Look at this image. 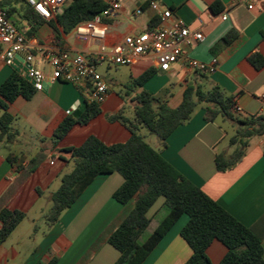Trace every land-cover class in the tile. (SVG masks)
Segmentation results:
<instances>
[{"label": "crops", "instance_id": "crops-1", "mask_svg": "<svg viewBox=\"0 0 264 264\" xmlns=\"http://www.w3.org/2000/svg\"><path fill=\"white\" fill-rule=\"evenodd\" d=\"M119 2L121 9L117 15L103 20L107 28V45L147 30L153 17L158 18L153 28L169 26L179 19L190 33H200L203 37L200 43L191 41L183 46L185 57L204 64L216 59L217 66L213 73L200 74L189 69L185 59H181L163 72L156 68L150 56L130 66L104 64L106 69L112 66L116 69L117 86L123 87L154 69L156 73L142 89L165 100L170 108L180 104L186 85L201 84L206 89L211 85L218 86L233 96L235 107L239 109L235 114L240 118L264 114V67L256 70L248 62V58L256 53L264 58V0H243L238 4H231L229 0H158L157 11L146 5V0ZM211 8L221 10L214 13ZM138 9L141 12L135 15ZM164 10L171 11L172 16L161 21L158 14ZM54 18L27 36V26L11 17L29 39L34 38L40 45L54 46L71 54H85L95 49L76 37L73 30L63 35L58 29L59 41L56 42L50 26V23L54 24ZM230 32L234 33L233 39L227 44L222 43V38ZM22 64L21 56L16 57L12 67L0 62V85L12 74H20ZM38 66L47 71L42 63L38 62ZM86 92L83 83L77 86L60 82L45 84L41 92H34L29 99L18 96L8 105L17 136L9 144L0 142V211L19 210L26 217L0 244V264H47L51 261L54 264H114L117 260L119 254L107 243V238L131 209V204L121 205L112 198L113 192L122 184L117 173L95 177L74 204L61 213L56 223L39 225L45 215V193L50 187L59 185L61 176L71 169L69 153L64 152L65 149L80 146L90 135L105 144L123 143L129 138V132L122 125L109 120L122 112L124 102L107 85L99 115L85 125H74L62 140L55 146L52 144L51 136L62 119L83 108L84 100L88 99ZM134 95H127L130 106ZM203 115V106H200L188 122L175 128L166 139L161 157L258 235L264 248V137L251 138L240 162L228 171L217 172L214 157L231 152L228 140L235 127L232 125L230 136L222 119L206 122ZM17 122L21 123L23 133ZM24 132L30 135V147L17 151ZM8 155H11V162L6 159ZM35 157H39L37 164L32 162ZM165 214L163 200L158 199L148 212L149 226L153 229ZM186 222L187 218L181 216L142 264H183L191 255L190 248L180 237ZM143 241L140 237L138 243ZM225 253L226 248L217 241L206 250L211 264H218Z\"/></svg>", "mask_w": 264, "mask_h": 264}, {"label": "trees", "instance_id": "trees-1", "mask_svg": "<svg viewBox=\"0 0 264 264\" xmlns=\"http://www.w3.org/2000/svg\"><path fill=\"white\" fill-rule=\"evenodd\" d=\"M157 1L146 0L145 4ZM0 9L9 18L25 24L27 36L32 35L45 22L24 0H0ZM104 9L105 5L100 0H69L55 16L54 24L50 23L56 42L59 41L58 29L66 35L76 25L91 20ZM211 9L214 13L221 10ZM157 21L158 18L153 17L148 29L153 28ZM233 37L234 33L230 32L221 42L227 44ZM248 62L256 70L264 67V58L257 53L251 55ZM155 73L154 69H150L124 86L128 91L138 89L132 98L131 117L123 116L122 112L109 117L110 121L118 122L129 132L125 142L105 144L90 135L80 146L64 150L69 153L71 169L61 176L58 188L50 194L51 207L45 215L46 223H56L61 213L74 204L95 177L117 173L122 178V184L113 192L112 198L121 205L131 204V209L107 238V243L119 254L114 264H142L181 216H185L187 222L180 230V237L191 250L190 257L183 264H211L206 250L214 241L226 248L218 264H264L261 238L161 157L168 136L175 128L188 122L196 107L201 104L204 121L214 122L220 118L235 127L234 134L228 140L231 152L219 153L214 157L215 170L228 171L240 162L251 138L264 137V114L239 118L233 111V96L227 95L218 86L211 85L206 89L201 84L186 85L180 104L170 108L165 100L142 89L143 84ZM78 90L83 94L81 88ZM34 92L15 73L0 85V142L9 144L17 136L13 128L14 117L7 111L8 105L18 96L29 99ZM99 113V105L85 99L80 111L65 116L56 127L51 136L52 144L55 146L62 140L74 125H85ZM141 128L156 137L157 149L151 148L144 141L140 134ZM10 158L11 155H8L6 159L11 162ZM38 161L39 157L32 160L36 164ZM158 199L163 200L166 214L139 244L138 240L151 221L148 212ZM25 217L26 214L19 210L0 211V244ZM47 264H54V261Z\"/></svg>", "mask_w": 264, "mask_h": 264}, {"label": "built area", "instance_id": "built-area-1", "mask_svg": "<svg viewBox=\"0 0 264 264\" xmlns=\"http://www.w3.org/2000/svg\"><path fill=\"white\" fill-rule=\"evenodd\" d=\"M34 12L45 21L55 17L61 7L69 0H24ZM105 9L91 20L79 23L73 33L79 39L95 46L93 51L85 54H71L54 46L40 45L29 39L0 9V62L12 67L16 57L21 56L23 67L18 74L35 92H41L45 84L66 83L74 86L85 84L87 98L100 105L106 98L107 85L97 73V66L111 64L114 66H130L143 57L153 58L156 68L166 72L171 65L185 59L186 66L194 71L213 73L217 61L212 59L208 64L187 59L183 46L191 41L200 43V33H190L184 23L176 19L169 26H158L134 35H127L116 44H106L107 28L103 20L117 15L121 9L119 0H100ZM243 0H229L231 4ZM152 10H158L156 2L150 3ZM135 11V15L140 14ZM161 21L171 18L169 10L159 12ZM225 19V16L222 17ZM46 66L47 71L38 66V62ZM239 112L237 107L233 108Z\"/></svg>", "mask_w": 264, "mask_h": 264}, {"label": "rangeland", "instance_id": "rangeland-1", "mask_svg": "<svg viewBox=\"0 0 264 264\" xmlns=\"http://www.w3.org/2000/svg\"><path fill=\"white\" fill-rule=\"evenodd\" d=\"M97 73L100 75V77L104 80V82L106 83V85H108L110 87V89L116 94L122 97L123 102H124V107L122 109V114L125 117H131V106H130V102L129 99L127 98V95L132 94V93H136L138 91L137 88H134L132 91H128L123 87H119L116 85L115 82V74H116V69L112 66L110 69H106L105 65L103 64L102 66H100L97 70ZM128 93V94H127ZM200 106H202L201 104H199L197 108H199ZM195 109V110H196ZM239 117V116H238ZM240 118V117H239ZM220 119V118H219ZM221 121V119L219 120ZM17 124L20 125L19 130L23 133L22 131V126L21 123ZM18 125V126H19ZM224 125L227 128V130H229V134L230 136L233 134V131L231 130L232 125L227 122L224 121ZM140 134L143 136L144 141L153 149H156L158 146V140L156 139V137L152 134H150L149 132H147V130H145L144 128L140 129ZM31 143V138L30 135L28 134V132H24V136L22 138H20L19 143L17 144L16 150L17 151H25L27 148H29V144ZM71 166V165H70ZM71 168V167H70ZM58 183L57 185H54L52 187H50L49 191H47V193H45V201L43 202V209L45 210V215L48 213L50 207H51V201H50V194L52 192H54L57 188H58ZM45 215L44 217H42L39 220V225H45L46 220H45ZM152 227H148L144 233L141 236L142 240H145L147 238V236L149 235V233L151 232Z\"/></svg>", "mask_w": 264, "mask_h": 264}]
</instances>
